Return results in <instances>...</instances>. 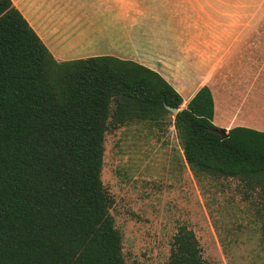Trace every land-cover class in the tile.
<instances>
[{"label":"trees","instance_id":"trees-1","mask_svg":"<svg viewBox=\"0 0 264 264\" xmlns=\"http://www.w3.org/2000/svg\"><path fill=\"white\" fill-rule=\"evenodd\" d=\"M182 105L136 62H58L13 1L0 0V264H126L102 181L106 134L134 120L160 123L166 106L180 110L172 125L196 176L260 188L264 244V132L238 126L222 140L208 86ZM168 264H209L186 225Z\"/></svg>","mask_w":264,"mask_h":264},{"label":"rangeland","instance_id":"rangeland-1","mask_svg":"<svg viewBox=\"0 0 264 264\" xmlns=\"http://www.w3.org/2000/svg\"><path fill=\"white\" fill-rule=\"evenodd\" d=\"M129 5L132 22L159 15L158 32L171 19L172 34L175 28L178 36L186 31L196 37L193 32L202 27L215 42L228 35L222 37L227 46L243 30H264V0H129ZM217 87L218 77L215 93ZM174 116L157 124L110 125L106 134L102 181L126 264H168L183 225L195 232L209 264H264L260 188L237 178L196 176L184 158Z\"/></svg>","mask_w":264,"mask_h":264},{"label":"crops","instance_id":"crops-1","mask_svg":"<svg viewBox=\"0 0 264 264\" xmlns=\"http://www.w3.org/2000/svg\"><path fill=\"white\" fill-rule=\"evenodd\" d=\"M12 1L58 62L97 56L136 62L173 86L182 108L208 86L218 128L264 132V30H243L241 39L227 46L222 37L228 35L215 42L202 27L193 32L196 37L186 31L178 36L175 28L172 34L171 19L165 18L168 28L158 32L159 15L132 22L129 0Z\"/></svg>","mask_w":264,"mask_h":264},{"label":"water","instance_id":"water-1","mask_svg":"<svg viewBox=\"0 0 264 264\" xmlns=\"http://www.w3.org/2000/svg\"><path fill=\"white\" fill-rule=\"evenodd\" d=\"M166 108H167L170 112H172L174 115H177L178 112L180 111L179 109L171 108V107H169V106H166ZM216 132L221 136V139H222V140L228 138V132H227V131H225V130H223V129H218Z\"/></svg>","mask_w":264,"mask_h":264}]
</instances>
